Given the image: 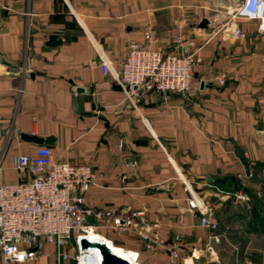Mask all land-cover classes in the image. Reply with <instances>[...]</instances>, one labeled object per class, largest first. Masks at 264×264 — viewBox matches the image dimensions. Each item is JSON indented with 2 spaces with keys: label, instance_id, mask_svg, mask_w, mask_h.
I'll list each match as a JSON object with an SVG mask.
<instances>
[{
  "label": "crops",
  "instance_id": "crops-1",
  "mask_svg": "<svg viewBox=\"0 0 264 264\" xmlns=\"http://www.w3.org/2000/svg\"><path fill=\"white\" fill-rule=\"evenodd\" d=\"M240 1L0 0V184L29 178L13 161L39 146L22 135L51 138L42 146L55 159L89 164L100 177L84 195L88 207L138 212L142 225L159 224L164 244L154 251L132 230L97 228L102 234H93L117 256L134 251L138 264H172L175 249L173 264H264V233L251 205L229 198L246 184L257 198L250 180L264 179V30L257 20L229 19ZM202 19L207 30L196 27ZM147 31L151 47L165 52L174 38L192 41L202 62L187 94L133 107L101 61L118 71L128 43ZM50 35L61 44L46 46ZM185 185L211 207L216 229L202 227L189 209ZM73 255L41 243L23 264H75Z\"/></svg>",
  "mask_w": 264,
  "mask_h": 264
},
{
  "label": "built area",
  "instance_id": "built-area-1",
  "mask_svg": "<svg viewBox=\"0 0 264 264\" xmlns=\"http://www.w3.org/2000/svg\"><path fill=\"white\" fill-rule=\"evenodd\" d=\"M230 20L245 19L259 21L258 29L264 30V0H242L230 13ZM234 33L241 32L235 26ZM156 42L149 31L142 40L129 42L126 56L118 71H112L106 61H101L103 74L110 73L116 84L123 91L128 102L136 107L137 101L166 93L185 95L191 88L196 68L201 64V47L183 37L172 40L171 52L154 49ZM224 76L217 81L223 84ZM122 141L118 147L122 148ZM135 163L126 164L133 167ZM14 169L27 173L28 179L15 183L0 184V252L4 264H23L35 258L41 243L53 245L59 251L70 247L74 251L75 264H100L98 250L81 249V240L87 234L103 227L117 232L134 231L144 249L154 251L163 246V241L156 234L157 222L150 227L142 225L140 213L132 212L127 216L112 210L95 211L88 207L84 195L100 179L91 165L73 164L67 160L55 159L52 150L46 146L37 147L31 155H21L13 161ZM246 177H252L251 174ZM241 180V177L238 176ZM189 194L188 206L200 214L202 227L214 230L217 224L210 220L212 209L201 202L196 194L185 185ZM232 196L237 203L249 201L247 193L239 190ZM90 219L93 223H88ZM139 223L141 226H139ZM134 229V230H133ZM215 242L219 239L211 236ZM212 259H217L210 245H206ZM129 264H138V253L126 251ZM61 259L68 255L59 253ZM179 256L175 249L171 251L172 264ZM182 264H193L191 258Z\"/></svg>",
  "mask_w": 264,
  "mask_h": 264
},
{
  "label": "water",
  "instance_id": "water-1",
  "mask_svg": "<svg viewBox=\"0 0 264 264\" xmlns=\"http://www.w3.org/2000/svg\"><path fill=\"white\" fill-rule=\"evenodd\" d=\"M209 22L206 19H202L198 25L196 26L198 29L201 30H207L208 29ZM61 39L56 35H50L48 37V40L46 41L45 45L48 47H57L61 44ZM3 64L4 63L3 61ZM203 87V83H201V88ZM172 94L166 93L165 97H170ZM163 98L162 94L157 95V102H161ZM23 138L29 142L34 143L37 146L42 145H51L53 142V139L47 138V139H39L35 137H30L27 135H22ZM88 223H93L90 219L87 220ZM81 249H87L92 248L98 250L101 260L100 264H129L125 259H122L115 254L112 253L111 249L108 247L107 244L104 242H89L86 239L81 240Z\"/></svg>",
  "mask_w": 264,
  "mask_h": 264
},
{
  "label": "rangeland",
  "instance_id": "rangeland-1",
  "mask_svg": "<svg viewBox=\"0 0 264 264\" xmlns=\"http://www.w3.org/2000/svg\"><path fill=\"white\" fill-rule=\"evenodd\" d=\"M247 179H252L253 177H246ZM250 188H252V190L254 191V189H257V191L260 193V194H258L257 195V199H259V201H261V203H263L264 204V179H255V180H250ZM248 185V186H249ZM247 184H246V186H240V189L239 190H244L246 193H247V197H248V199H249V197H250V195L248 194V192H247ZM238 190V191H239ZM237 192V191H236ZM235 192V193H236ZM233 194V193H232ZM232 194H230V196H229V198H231L234 202H236V200L234 199V197L232 196ZM253 195V194H252ZM254 196V195H253ZM239 205H240V203H238ZM243 204H249V201L248 202H246V203H243ZM242 204V205H243ZM259 228H261L262 229V231H259L260 233H264L263 232V227H258V229ZM95 232L97 233V234H102V231H100L99 229H97V230H95ZM263 249H264V246H263Z\"/></svg>",
  "mask_w": 264,
  "mask_h": 264
},
{
  "label": "trees",
  "instance_id": "trees-1",
  "mask_svg": "<svg viewBox=\"0 0 264 264\" xmlns=\"http://www.w3.org/2000/svg\"><path fill=\"white\" fill-rule=\"evenodd\" d=\"M249 204L251 205V214L258 221V227H263L264 229V204L252 195L248 190Z\"/></svg>",
  "mask_w": 264,
  "mask_h": 264
},
{
  "label": "bare ground",
  "instance_id": "bare-ground-1",
  "mask_svg": "<svg viewBox=\"0 0 264 264\" xmlns=\"http://www.w3.org/2000/svg\"><path fill=\"white\" fill-rule=\"evenodd\" d=\"M93 232H94V231H90V232L87 234V236H86L87 239L90 240L91 242H96V241H97V242H102V241H100L99 236L94 235ZM95 233H96V232H95ZM103 242H104V241H103ZM106 244H107L108 246H112V244H111L110 242H107ZM112 253L116 255V253H114L113 251H112ZM116 256H117V255H116ZM118 256H119L120 258H122V257H124V256H125L126 258H129L127 254L118 255Z\"/></svg>",
  "mask_w": 264,
  "mask_h": 264
}]
</instances>
